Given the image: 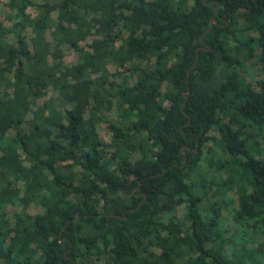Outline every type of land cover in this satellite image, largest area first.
Listing matches in <instances>:
<instances>
[{
	"label": "trees",
	"instance_id": "trees-1",
	"mask_svg": "<svg viewBox=\"0 0 264 264\" xmlns=\"http://www.w3.org/2000/svg\"><path fill=\"white\" fill-rule=\"evenodd\" d=\"M0 6V264H264V0Z\"/></svg>",
	"mask_w": 264,
	"mask_h": 264
},
{
	"label": "rangeland",
	"instance_id": "rangeland-1",
	"mask_svg": "<svg viewBox=\"0 0 264 264\" xmlns=\"http://www.w3.org/2000/svg\"><path fill=\"white\" fill-rule=\"evenodd\" d=\"M29 12H32V8L28 9ZM4 15H5V10L3 9L2 6H0V18L7 23V21L4 19ZM74 59V55L73 52L71 50H69L68 48L64 47L63 48V61L67 64L72 63ZM111 70L113 68H110ZM109 131L107 130V128L105 127L104 123H101L100 125L97 126V133L98 135L102 138V140L107 141L108 137H109ZM18 207H13V206H7L6 207V211L8 212H13L15 210H17ZM26 211L28 213H38L40 212V207L34 205V204H30L29 207L26 209ZM177 214L180 216L181 215V211L178 209L177 210Z\"/></svg>",
	"mask_w": 264,
	"mask_h": 264
},
{
	"label": "water",
	"instance_id": "water-1",
	"mask_svg": "<svg viewBox=\"0 0 264 264\" xmlns=\"http://www.w3.org/2000/svg\"><path fill=\"white\" fill-rule=\"evenodd\" d=\"M212 22H215V20H214V19H211L210 22H209V26H210V24H211ZM181 151H182V150H181Z\"/></svg>",
	"mask_w": 264,
	"mask_h": 264
}]
</instances>
